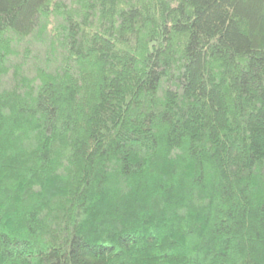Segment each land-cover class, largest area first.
<instances>
[{
    "label": "trees",
    "instance_id": "16d2710c",
    "mask_svg": "<svg viewBox=\"0 0 264 264\" xmlns=\"http://www.w3.org/2000/svg\"><path fill=\"white\" fill-rule=\"evenodd\" d=\"M0 264H264V0H0Z\"/></svg>",
    "mask_w": 264,
    "mask_h": 264
}]
</instances>
